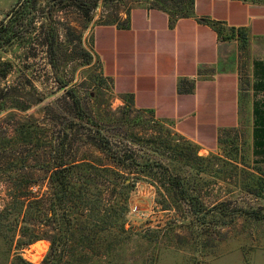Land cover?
<instances>
[{
    "label": "rangeland",
    "instance_id": "rangeland-1",
    "mask_svg": "<svg viewBox=\"0 0 264 264\" xmlns=\"http://www.w3.org/2000/svg\"><path fill=\"white\" fill-rule=\"evenodd\" d=\"M21 1L0 0V27L18 12L14 39L1 49L11 71L1 81L8 91L1 94L0 212L11 202V188L48 193L44 174L52 166L45 162L62 143L64 156L96 166L112 167L111 157L119 154L128 158L132 173L125 184L131 186L120 192L106 183L103 196L110 203L127 195V231L111 247L102 241L90 246L79 242L76 230L69 241L52 222V264H264V166L253 164L245 133L224 135L218 150L203 152L171 123L117 96L93 52L95 26L122 25L139 6L172 10L173 0H29L17 8ZM23 124L36 125V140L14 138ZM168 180L182 189L166 185ZM8 239L0 234V264L17 257L41 264L50 248L49 239L20 247L25 239L18 229Z\"/></svg>",
    "mask_w": 264,
    "mask_h": 264
},
{
    "label": "crops",
    "instance_id": "crops-1",
    "mask_svg": "<svg viewBox=\"0 0 264 264\" xmlns=\"http://www.w3.org/2000/svg\"><path fill=\"white\" fill-rule=\"evenodd\" d=\"M92 48L113 92L136 110L203 152L245 133L253 164L264 166V4L195 0L193 15L176 20L135 7L126 25L95 26Z\"/></svg>",
    "mask_w": 264,
    "mask_h": 264
},
{
    "label": "trees",
    "instance_id": "trees-1",
    "mask_svg": "<svg viewBox=\"0 0 264 264\" xmlns=\"http://www.w3.org/2000/svg\"><path fill=\"white\" fill-rule=\"evenodd\" d=\"M28 1L24 0L19 8H26ZM194 2L195 0H189L187 5L179 7L177 0H173L172 10L161 5L157 9L165 12L172 20H176L193 15ZM16 13L12 14L13 17L7 24H2L0 27V113L6 108L5 98L1 97V94L8 91L6 86H2L1 81L11 71L10 63L2 60L1 49L3 43H10L14 39L15 22L18 18V12ZM126 23L127 18L122 25H126ZM212 26L217 30L215 24H212ZM49 44L51 49V40ZM69 97L74 108L79 110V100L71 92H69ZM35 126L23 124L21 128H17L14 138L23 143L36 140L35 132H33ZM11 140L15 142L12 138ZM64 148L65 146L62 143L56 155L45 162L52 166L44 174L45 179H47L48 193L39 195L30 191L24 194L25 192L20 188H11L8 191L11 202L0 212V234H3V237L12 238L8 240H13L18 229L20 237L25 239L24 242H19L20 247H27L39 240L49 239L50 248L41 264L53 263L52 258L57 241L56 236H50V232H53L52 222L59 224L58 231L66 233L69 241L74 238L76 230L78 236H80L79 242L83 244L85 240L90 246L102 241L108 243V247H111V242L115 241L116 235L127 231L124 226L128 212L127 195L116 202L105 203L103 188L108 186L106 183H110L114 186V190L119 189L120 192L123 189L128 190L131 185L125 184L128 180L126 177L132 173L131 167L126 164L128 158L117 154L116 157H111L113 159L112 167L96 166L90 161L76 160L75 157L64 156ZM108 175L111 177H108ZM167 184H170L173 188L182 189L180 182L177 180H174V182L168 180ZM35 185L36 183L33 182L29 188ZM183 193L180 190V199L188 202L187 196ZM198 207L202 208L201 203H198ZM192 209L193 205L191 206V215H193ZM163 210H166V208H163ZM76 227L77 229H75ZM43 228L46 229L43 230ZM16 262L31 264L19 257L15 258L13 264H16Z\"/></svg>",
    "mask_w": 264,
    "mask_h": 264
},
{
    "label": "water",
    "instance_id": "water-1",
    "mask_svg": "<svg viewBox=\"0 0 264 264\" xmlns=\"http://www.w3.org/2000/svg\"><path fill=\"white\" fill-rule=\"evenodd\" d=\"M22 1L18 4L17 8L20 7V5L22 4ZM12 14H13V12L8 16L7 20L11 17ZM7 20L4 22L5 24H6Z\"/></svg>",
    "mask_w": 264,
    "mask_h": 264
},
{
    "label": "flooded vegetation",
    "instance_id": "flooded-vegetation-1",
    "mask_svg": "<svg viewBox=\"0 0 264 264\" xmlns=\"http://www.w3.org/2000/svg\"><path fill=\"white\" fill-rule=\"evenodd\" d=\"M23 1H24V0H23ZM23 1H22V3H23ZM21 5H22V4H21ZM21 5H20V6H21Z\"/></svg>",
    "mask_w": 264,
    "mask_h": 264
}]
</instances>
